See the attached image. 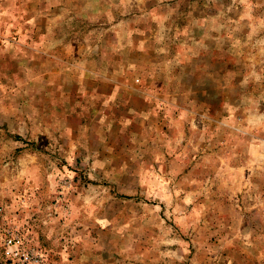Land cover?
Masks as SVG:
<instances>
[{
  "label": "rangeland",
  "instance_id": "1",
  "mask_svg": "<svg viewBox=\"0 0 264 264\" xmlns=\"http://www.w3.org/2000/svg\"><path fill=\"white\" fill-rule=\"evenodd\" d=\"M0 264H264V0H0Z\"/></svg>",
  "mask_w": 264,
  "mask_h": 264
},
{
  "label": "built area",
  "instance_id": "2",
  "mask_svg": "<svg viewBox=\"0 0 264 264\" xmlns=\"http://www.w3.org/2000/svg\"><path fill=\"white\" fill-rule=\"evenodd\" d=\"M19 243V241H16L15 239H10L9 240V244H15L17 245Z\"/></svg>",
  "mask_w": 264,
  "mask_h": 264
}]
</instances>
